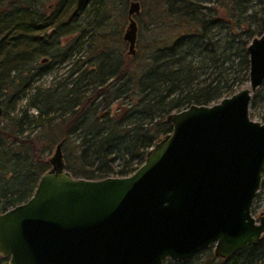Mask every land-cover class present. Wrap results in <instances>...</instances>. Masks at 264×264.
Masks as SVG:
<instances>
[{
  "label": "trees",
  "instance_id": "obj_1",
  "mask_svg": "<svg viewBox=\"0 0 264 264\" xmlns=\"http://www.w3.org/2000/svg\"><path fill=\"white\" fill-rule=\"evenodd\" d=\"M125 1L90 0L71 15L75 0H0V94L5 88L9 99L0 112V211L32 193L59 139L73 176L127 175L170 130L166 113L216 101L247 80L245 46L264 32V0H137V33L162 30L132 54L120 48L115 14ZM84 44L86 54L73 59ZM62 61V79L34 83ZM21 95L25 103L10 115ZM163 264H264V233L226 258L207 246Z\"/></svg>",
  "mask_w": 264,
  "mask_h": 264
},
{
  "label": "water",
  "instance_id": "obj_2",
  "mask_svg": "<svg viewBox=\"0 0 264 264\" xmlns=\"http://www.w3.org/2000/svg\"><path fill=\"white\" fill-rule=\"evenodd\" d=\"M89 1L75 0L71 15ZM138 9L129 0L121 34L128 54ZM245 50L247 85L166 113L170 130L127 175L73 176L59 139L32 193L0 211L7 264H163L207 246L226 258L255 242L264 233V212L250 211L264 165V121L249 117L248 103L264 80V32Z\"/></svg>",
  "mask_w": 264,
  "mask_h": 264
},
{
  "label": "rangeland",
  "instance_id": "obj_3",
  "mask_svg": "<svg viewBox=\"0 0 264 264\" xmlns=\"http://www.w3.org/2000/svg\"><path fill=\"white\" fill-rule=\"evenodd\" d=\"M127 1V0H126ZM123 3L119 9L115 11V14L118 16L121 15L120 18V28L121 32L123 31V28L126 24V7L127 2ZM86 5V7H88ZM83 14V12H82ZM78 21H83V16L81 14H78ZM162 30L161 27H155V29L150 26V29L147 28H141L140 31L137 33L134 48H138L137 45L145 43L148 39H151L152 37L158 36L160 31ZM121 32L119 35L120 40V48L124 52L127 49V43L121 39ZM257 35V34H255ZM254 36V35H253ZM78 41V40H77ZM73 42L68 43L67 46H70ZM77 45V44H76ZM87 52V46L84 44L82 47L75 49L73 59H77V57L81 58V56L85 55ZM53 55L55 52L52 53ZM55 56V55H54ZM72 60V59H71ZM69 61H62V62H55L53 63L49 68L46 70H43L35 79L34 83H37L41 86H48L52 85L57 80L62 79L66 73H67V66ZM264 82V80H263ZM263 82L255 89V91L251 94L250 100L248 103V115L250 118L258 121H264V84ZM247 85V80L243 82V84L240 86ZM2 93L0 94V105L1 107L8 106L9 107V99H8V93L7 90L3 87H1ZM26 95H21L19 98L16 99L15 107L13 109H9V114H18L19 108L25 103L26 101ZM36 109L33 107H27L26 113L31 117H35L36 115ZM54 147H51L50 150L45 152L46 157L51 154ZM251 213L256 216L259 212H264V184L260 183L258 186V190L252 199L251 207H250Z\"/></svg>",
  "mask_w": 264,
  "mask_h": 264
},
{
  "label": "flooded vegetation",
  "instance_id": "obj_4",
  "mask_svg": "<svg viewBox=\"0 0 264 264\" xmlns=\"http://www.w3.org/2000/svg\"><path fill=\"white\" fill-rule=\"evenodd\" d=\"M128 2H129V0H127V4H128ZM139 2V1H138ZM139 10H140V3H139V9H138V11H137V13L139 12ZM137 13H134L133 15H132V17L135 19V15H137ZM126 15H127V11H126ZM127 20V19H126ZM137 20H135V22H136ZM137 23V22H136ZM69 49V46H67V50ZM47 59H45L44 61H46Z\"/></svg>",
  "mask_w": 264,
  "mask_h": 264
}]
</instances>
